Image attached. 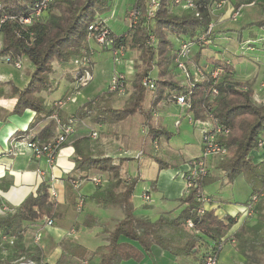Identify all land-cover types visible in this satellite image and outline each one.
Instances as JSON below:
<instances>
[{
    "label": "trees",
    "instance_id": "1",
    "mask_svg": "<svg viewBox=\"0 0 264 264\" xmlns=\"http://www.w3.org/2000/svg\"><path fill=\"white\" fill-rule=\"evenodd\" d=\"M210 1L194 0L195 12H198L196 16L191 10H185L180 14L174 13L170 10L169 0H161L153 18L146 20V17H142L141 24L134 28L127 26L128 28L121 34H116L100 16L110 9L109 0H53L43 15L29 24L21 23L18 16L28 14L35 0H0L2 43L0 55H8L10 64L22 58H26L32 64V70L28 71L27 81L22 87H17L10 80L0 82V97L4 93L2 85H8L10 88L8 97H14L8 115H21L25 109L34 111V116L27 127L17 129L11 137L45 143L56 137L60 125L67 124L69 119H72L75 132L67 141L74 149L72 158L74 166L70 171V178L82 179L88 176L90 170L106 174L108 185L105 188L96 186L87 197L97 206L119 208L123 214L107 231V242L94 249L61 239V255L55 264H62V257L66 255L88 260L91 264L140 261L145 255L150 254L153 243L172 255L191 258L197 261V264H202L208 254L219 255L222 237L236 222L233 216L224 214L219 217L212 209L198 212L197 208L202 205V201L197 200L195 190L190 189L177 199L185 206L174 216H159L154 221L139 217L134 213L135 207L132 202L138 178L125 181L120 175L123 161L130 158L121 157L122 160L116 162L110 156L93 153L90 148L87 130L91 124L115 123L135 114L142 116L148 137L169 138V132L165 127H156L151 123V118L157 104L163 99L173 100L171 97H175L172 96L174 94H181L189 99L193 117L199 119L209 102L212 85L217 88L218 94L213 100V113L222 124L230 128L229 134L221 139L228 149V155L216 166L222 171L221 184L232 183L237 176L242 175L249 184L251 193L264 189V162L254 163L250 157L251 151L258 149V143L264 136V102L257 104L252 100V80L230 78L234 70L229 61L224 62L210 56L209 60L211 58L214 63L211 65L201 56L200 48L205 45L199 44L198 40L206 31L210 20L207 12ZM135 4L142 5L141 0H137ZM94 21H103L109 34L115 37L113 47L122 45L128 50L137 51L139 61L133 66L132 90L129 100L120 107L112 105L111 97L114 93L102 91L68 115L53 103L46 104L40 93L53 87V78L50 75L55 70L54 62L62 69L73 70L82 56L89 58V50L92 48L90 43L97 45L93 31L89 29ZM254 24L264 28V18L243 24L238 29V39L241 30ZM169 34H175L179 42L191 44L190 56L201 60L204 66L196 65L203 66L208 71L204 81L190 86L172 79L168 66L176 56L173 50H177L178 45L168 38ZM150 35L154 37V41H150ZM214 37L215 35L210 34L211 42L208 45L214 42ZM262 39L264 40V35ZM193 47H197L198 51L193 52ZM173 66L175 67L174 64ZM154 68L156 77L152 78L150 72ZM215 68L223 70L216 79L210 75V71ZM66 75L67 78L70 76ZM146 77L152 78L154 89L150 90L143 84ZM147 97L149 104L145 106ZM54 115L58 117V121ZM155 160L159 168L164 166L170 168V165H166L160 158ZM215 179L206 175L201 188ZM155 185L156 183L152 184L153 189H156ZM57 206L58 202L50 195L49 184L41 181L35 193L30 192L16 207H11V211H4L0 215V237L13 236L14 245L20 252H24L23 240L26 230L35 228L44 217H58L60 213ZM188 219L192 222L191 227L187 225ZM80 224L86 228L105 226L100 218L91 214H85ZM165 228L178 232L176 240H170L160 233L159 230ZM242 228L240 226L230 236L240 239ZM0 264L7 263L0 258Z\"/></svg>",
    "mask_w": 264,
    "mask_h": 264
},
{
    "label": "rangeland",
    "instance_id": "2",
    "mask_svg": "<svg viewBox=\"0 0 264 264\" xmlns=\"http://www.w3.org/2000/svg\"><path fill=\"white\" fill-rule=\"evenodd\" d=\"M187 1L189 0H181L179 2H175L174 0H169L170 10L177 14H180L185 10H191L194 11L195 15L197 16L198 12H195L194 8L186 7ZM191 1L194 2V0ZM51 2L49 3V5L51 4ZM136 2L137 0H109V5L111 6L112 4L114 9H116V16L114 18H110L107 23V25L111 28L113 32H115L116 34H121L123 31H125L128 28L127 26L130 27L131 25H132L131 27L134 28L137 24L142 23L141 22L142 18L140 17L144 16L146 17V20L151 19L147 14L148 9H150L149 8L150 4L148 0H141L142 5L135 4ZM210 3L208 2L209 8L207 12L209 14L210 20L207 23V29L210 28L209 34L215 35V37H214V42L211 45H208L209 43H205L204 44L205 46L200 48L202 55H204L203 58H205L206 63L208 64L210 63L211 65H214V63L211 61V58L209 60L208 55L211 57L214 56L216 58L224 60V62L225 60L229 61L234 70V74H231L232 77L230 78L238 79V80H252L253 81L252 100L257 104L263 103L264 102V40L262 38L264 35V28L259 27L257 24H254L252 26H249L241 30L240 39H238L237 34H238V29H240V27L243 24L264 18V2L251 4L248 3L247 0L245 1L237 0L236 1L237 4L234 5L230 2V0H222L220 3L219 2L217 3V1L212 5ZM159 5L160 4L157 5L156 10H158ZM137 9L140 10L141 16L139 17L138 21L133 25L131 24V17L132 14L135 13L133 11ZM51 10L55 12L54 9ZM108 11L102 13V15L108 13ZM237 11H238V15L235 18L234 13ZM175 37H176L175 34L168 35V38L172 42H174L175 45H178L179 41ZM108 42L109 39L101 41V38H99L98 40H96L97 45L96 44L95 45L97 46V49L99 48V50H97L98 51L96 55L97 61L93 72L91 71V66L93 64L92 55L95 52L93 48L89 50V58L82 56L78 60L77 64L81 67L79 71L78 69H74L77 70L75 74H73L74 71L72 69H67V68L62 69L59 67L57 62H54L53 65L55 70L50 76L53 77V79L55 80L56 78L59 79V83H57L58 87H55L56 89H54V91L51 92L50 96L46 98V101H49L51 98H57L59 95H61V91H63L64 87L67 85L66 80H68V78L66 74H69L71 77L72 75H74L72 78L73 80H70V82H72L71 88L67 90V93L65 94L63 99L61 98V100H63L62 105L59 104L58 106L54 105L55 107L62 109L65 103L70 102L71 104H69L67 108H70V106L73 108L75 107V104L78 103V105L80 106L87 100L91 99L92 97L88 99L86 98L87 100L85 101L81 98L83 96L79 97L81 90L84 89L90 83L92 84L91 91H93L92 93L94 96L102 91H108L110 93H114L111 97L112 105L114 107H120L121 105L125 104L130 97V93L132 90L131 80L134 73V71L132 73H127L125 65L128 64L130 66L132 64V66H134V63L139 61L138 53L137 51L128 50V48H125L123 46V51H124L123 54L119 53L120 57H117L116 59L117 63H114L113 59L115 58L114 57L112 58V55H114L112 49L115 48L112 45L114 41L111 42L112 46L110 49L107 48L108 47L107 45L110 44ZM104 44L107 47L105 46L103 48L102 46H104ZM192 50L193 52L195 51L197 52L198 48L193 47ZM173 51L176 53V56L179 57V53H180L179 50L177 49ZM175 57H173V60ZM89 59L91 61L90 63H89ZM173 60L170 62L168 66V68L171 69L172 79L177 80L179 83L183 85L193 86L197 83L204 81L205 77L208 76L207 74H203L201 77L195 74L191 75L190 73L192 71L191 66L203 63L200 62L201 60H197L195 56L191 57L190 59H187L183 67L184 70L181 71L173 66L174 64L172 63L174 62ZM0 63L4 64L2 65L1 70L5 73V75H7V78L9 77L11 79L9 80L12 81V83L17 87L19 86V88L22 87V84L25 82L26 78L28 77V71L32 70V67H29L27 62L26 63L23 62L21 68L20 67L16 68L14 67L13 64L5 63L2 60H0ZM114 70H117V73H121L124 76V88L122 92L110 91L108 89L107 83ZM118 70H121V72H118ZM61 71L63 72V74H61L62 73ZM92 73L94 74V77ZM150 76L152 78L156 77V68H154L150 72ZM1 87L3 88L4 93L0 97V99L10 96L9 86L2 85ZM213 88L216 89L217 91L216 94H213L212 92ZM217 94H218L217 88L212 85L209 102L205 106L203 110V115H201L199 119L193 117V111L190 109L191 102L189 101V99L185 98V102L187 103L186 105H188L186 107L182 106V104L179 105L178 103H176V98L179 97L181 94L172 95L175 97H171L173 98V100L170 99V101L168 99L161 100L155 107L154 112L152 113L151 123L156 127H160V128L165 127V129L169 132V136H170L169 138H165L164 136H162L153 139L151 137H148L146 135L147 129L143 126L142 116L139 114H135L133 116L126 118L125 120L115 122L113 124L105 123L103 124L105 125L103 127L98 126L101 124L98 125L91 124V127L90 128L88 127L87 133L89 137H90L89 133L91 128L97 131V137L94 139L90 138V148L93 153L110 156L114 160L116 159L118 161L122 160L121 157L130 158L126 161H123L120 175L122 179H124L125 181H131L134 177L138 178V181L135 184V186L136 185L137 186L136 188H134V198H132L134 207L136 206L141 208L142 206L150 202V200H146L144 198L143 200L140 198L145 188H147L150 191L152 202L155 201V203L158 206H165V207L167 205L172 206L171 203L164 202L159 198V196L154 194L156 190L153 189L152 184L156 183L155 182L156 170L157 167H159V164L155 159L160 158L162 161L166 163V165H170L171 167V163L181 162L178 161L179 156H182L183 154H188L187 151H184V149H187L186 146L187 144L185 143H189L191 150L190 153H192L191 146L193 144L197 146L199 145V142L201 144L202 132L200 138H198L199 132L197 130L193 134L191 130V124L189 123L188 118L192 117V121L194 122L196 121L202 122V130L204 129L203 127H206L210 131L212 130V127L213 128L215 127L213 123L214 117L217 120V122L215 121L216 124L218 125L222 124L218 120V117L213 113L214 111L213 100ZM8 98H12L14 100V97H8ZM169 102L171 104H169ZM148 104L149 102L147 97L145 106H148ZM167 105H171V106L167 107ZM76 108H74V110ZM182 110L185 111V115H183L182 118L178 117L175 120L176 122L178 121L177 124H180L179 127H176L175 121H173V119L170 118L169 116L170 114H175L176 116H178L179 114H184ZM66 114L69 115L70 113H66ZM209 125H211L212 127L209 128ZM228 129H229L228 133H226L225 135H219V140L222 144L223 142L221 141V139L227 136L230 132L229 127ZM10 139L12 140L13 137H10ZM115 141L117 143H115ZM171 146H173L174 148L178 147V149H174ZM263 147H264V136H262L261 140L258 143V149L252 150L250 153L252 162H254L253 160L254 156H256L257 158L261 157L259 161L254 163H258L262 161L264 162V156H262L264 154L259 155ZM180 148L183 149L181 150ZM22 149L23 148L19 146V151H21ZM179 149L181 150L180 152ZM138 150L141 151V153L138 157H135V153ZM226 150L227 151L225 154L204 155L201 146V152L198 156L202 157V163L207 169L206 175L212 178L221 179L222 171L218 169L216 166L219 161H221L228 155V149L226 148ZM7 153L10 154L8 151ZM191 159L192 158L188 159L184 163L185 171L189 168L190 165L189 161ZM125 167H128L129 175L124 171ZM164 168H168V167L164 166ZM90 172L91 170L87 173V175H90ZM93 173L94 172H92L91 174ZM101 175L103 176L101 177L103 179L101 187L105 188L107 184V179H106L107 175L106 174H101ZM206 175L198 179L200 180V184H202V181ZM239 176H237L238 181H236L235 183L224 182L221 184L220 182V185L222 187L225 186V184H227L225 188L226 189L225 194H228L229 196L234 198L243 199L247 196V192L251 188L249 184L246 182L245 178L244 177L238 178ZM87 177L88 176L84 177V179H88ZM70 180H68L69 182L67 184L68 188L73 187V184L70 182ZM90 182L92 183L93 186H96L92 181ZM185 185L182 190V194L185 193V189H186ZM89 187L90 184L88 182H85L79 187V189L87 190ZM205 190H208V188L205 187ZM79 198L80 196L78 197V199ZM56 199L57 198L53 200L56 201ZM78 199L77 201L73 202V206L74 208H76L75 212L66 213L62 218L52 217L53 225L50 227L62 226L66 230V235L68 236L63 237L61 239H66V241H68L69 243L81 242L83 245H87L89 246V248L91 247V249H94L98 245L107 242V238H108L107 231L112 228L114 221L118 218L111 217L109 221L101 220L102 222L105 223V226H93L88 228H86L85 226H81L80 221L82 219V214L86 201L83 199L82 204L79 207ZM206 201L202 202L201 206L203 207V209H205L204 204L206 203ZM249 203H251L252 206L248 208ZM57 208L59 209V204ZM244 208H245V214L240 215L237 218V221L235 223L236 225L234 224L231 225L227 233L224 235L222 242L223 246L227 242L231 243L236 248L238 253L244 256L246 264H252V263L264 264V189L260 192L251 193L248 196V199L244 203ZM96 211L102 215L104 214L103 207L99 208ZM179 211L175 210V213L173 215L168 213L160 216L171 217L177 214ZM240 226L243 227L241 230L242 237L240 239L232 238L230 235L234 231H236ZM48 228L49 227H44L42 222H40V224H38L35 228L33 227L28 228L26 230L25 239L23 240L25 245L24 252H20V250L14 245V239H13V244H10L8 241L6 242L5 240L0 239V246H1L0 258L3 261H6L7 264H17L14 263V260L16 257L19 256H24L26 258L29 257L31 259L36 260V262H38L39 264H43L44 262L47 264H55L56 260L61 255V251L59 254L57 249V243H53V240L51 239L50 235L48 236V239L50 238V240H43L44 235L46 236L45 233H48ZM37 229L41 230L42 239H40V241L37 244H35L32 243V235L34 231ZM159 231L160 233L165 235L168 239L176 240V235L178 232H175L170 228L161 229ZM58 245L62 250L60 241L58 242ZM238 247H240V249ZM32 254H34V256H30ZM56 255H58V257ZM62 259H63L62 264H91V262L88 260H79L76 258L68 257L67 255L63 256ZM219 260H220V264H224L222 255H220ZM140 261H134V262H140Z\"/></svg>",
    "mask_w": 264,
    "mask_h": 264
},
{
    "label": "crops",
    "instance_id": "3",
    "mask_svg": "<svg viewBox=\"0 0 264 264\" xmlns=\"http://www.w3.org/2000/svg\"><path fill=\"white\" fill-rule=\"evenodd\" d=\"M100 16L101 18H103V20H105L108 23V20L110 18H114L116 16V9H114L113 5L111 4L108 13L104 15L100 14ZM90 46L95 50V52L92 55L93 64L91 66V71L93 72L96 66V61H97L96 55L98 53L97 50H99V48L97 49V46L92 42L90 43ZM203 56L204 55H202V57ZM208 57L210 56L208 55ZM23 62L25 63L27 62L29 67H32V64L26 58H22L20 60V64H21L20 68L22 67ZM2 65L4 64L0 63L1 82L10 79L9 77L7 78V75H5V73L1 70ZM80 67L81 66H79L78 64H75L76 69H80ZM125 68L127 73H132L134 69L132 64L130 66L128 64L125 65ZM74 69H73L74 71L73 74L77 72V70ZM61 74H63V72ZM92 75L94 77L93 73ZM73 76L74 75H72V77L69 76L68 80H66L67 85L64 87L63 91H61V95H59L57 98H51L49 101H46V98L50 96L51 92L54 91V89H56L55 87H58L57 83H59V79L57 78L56 80L53 79V87L50 90L42 91L40 93L43 96L45 103L52 104L54 101L63 98L64 95L67 93V90L71 88L72 82H70V80H73L72 79ZM27 78L25 82L27 81ZM25 82L22 84V86L25 84ZM91 86L92 84L90 83L84 89H82L79 97L83 96L81 98L85 101L88 98L94 97L92 93L93 91H91ZM13 101L14 100L12 98H8V97L0 99V215L4 213V211L2 210V207L4 205H8L10 207H16L30 192L35 193V190L41 181H46L49 184V186L53 185L57 189L58 194L56 197L57 198L56 201L59 204V209H58L60 213L58 216L59 218H62L66 213L75 212L76 208H74L73 202L77 201L79 196H82L83 199L86 201L84 205L82 219L85 214H91L92 216L99 217L102 221H109L111 217L118 219L121 218L123 214L119 208H114V207L103 208L104 209L103 215L96 211L101 207H98L97 204L93 203L87 197L96 189V186H93L90 180L84 178L78 179L79 181L78 186L70 187V188L67 187V184L69 183L68 180L71 179L70 171L74 166V162L72 160L74 149L71 144L66 143L63 146L61 151L57 154L55 164L53 165L47 164V162L43 157L35 158L25 148H23L15 155H10L7 153V148L12 147V144L15 141L21 142L22 140L26 139L20 137L19 138L13 137V139L11 140L10 139L11 135H13V133L17 129H25L29 121L34 116V111L30 109H25L21 115H17V114L8 115V111L11 108ZM69 104L71 103L70 102L65 103L62 107V110L66 113L73 112L74 108H76V106L77 107L79 106L77 103L75 104V107L72 108L70 106V108H67ZM169 104L171 103L169 102ZM170 106L171 105H167V107ZM182 111L184 114H179L178 116H176L175 114H170L169 117L172 118L173 121H175L178 117L182 118V116L185 115V111L184 110ZM177 122L175 121L176 127H179L180 124H177ZM189 123L191 124L192 133L194 134V132L197 130L199 132L198 138H200L202 132V122L200 121L194 122L191 119H189ZM98 126L103 127L105 125L101 124ZM115 143L117 142L115 141ZM185 144H187L186 145L187 149H184V151H187L188 154H183V155L180 154L182 156H179L178 161L181 162L171 163L170 168L157 167L156 170V185H155L156 191L154 192V194L159 196V198L164 202L171 203L173 207L171 205L170 206L167 205L166 207L158 206L155 203V201L152 202L151 193L147 188H145L142 193H147L149 195L150 202L142 206L141 208L135 206L134 213L139 217H144L150 221H154L160 215L163 214L165 215L169 213L173 215L175 213V210L179 211L185 206L184 203H181L180 201L177 200L181 196L182 190L185 185L184 163L190 158L197 157L201 152L200 142L198 146L194 144L191 146L192 153H190L191 150L189 143H185ZM171 147L174 148L173 146ZM183 148L180 149L182 150ZM174 149H178V147H175ZM180 149L179 152L181 151ZM261 152L259 153V155L264 154V147L263 149H261ZM253 158H254L253 159L254 162H257L260 160L261 157L257 158L256 156H254ZM117 161L118 160H116V162ZM124 171L128 174L129 171L128 167H125ZM92 172L94 173L91 174ZM91 176L103 177L100 173H97L93 170H91L90 175H88V177ZM242 177L243 176L240 175L238 178H242ZM106 179H107V184H106L107 186L109 180L108 178ZM236 181H238L237 178L232 183H235ZM85 182H88L90 184V187L87 190L79 189V187ZM220 182L221 179L216 178L215 180H212L211 182L203 186V193L207 197V201L204 204V208L207 210L212 209L215 212V214L218 215L219 217H222L224 214H229L233 216L237 221V218L240 215L245 214L244 203L248 199V196L251 194V189L247 192V196L245 198L238 199L231 197L228 194H225L226 192L225 188L227 184L221 187ZM205 187H207L208 190H205ZM132 198H134V191ZM140 198L143 199L142 194ZM235 223L234 225H236ZM45 234L46 236L44 235L43 240H50V238L48 239V236L50 235L51 239L53 240V243H57L58 253L60 254L61 248L58 245V242L61 240V238L68 236L66 235V230L62 226L61 227L54 226V227H49L48 233ZM79 243L82 244L81 242ZM83 246L87 247L88 249H91V247L89 248V246L87 245H83ZM220 255H222L224 264H246L244 256L238 253L236 248L229 242L225 243L224 246H222L221 251L219 253V258ZM56 256L58 257V255ZM138 263L139 264H197V261H194L191 258H183L172 255L167 251L163 250L159 245L152 244L151 254L145 256L140 262H134L133 260H127L121 262V264H138ZM252 264H259V263H252Z\"/></svg>",
    "mask_w": 264,
    "mask_h": 264
},
{
    "label": "built area",
    "instance_id": "4",
    "mask_svg": "<svg viewBox=\"0 0 264 264\" xmlns=\"http://www.w3.org/2000/svg\"><path fill=\"white\" fill-rule=\"evenodd\" d=\"M52 0H35L32 10L28 13V14H22L20 16H18V20L23 23V24H29L31 23L33 20H37L39 17H41L43 15V13L48 9V5ZM175 2H179L181 0H174ZM217 1V3L221 2L222 0H211L209 3L212 5ZM237 0H230V2L234 5H236ZM245 1V0H242ZM264 0H247L248 3L251 4H257L259 2H262ZM149 4H150V9H148L147 14L149 15L150 18H152L154 16V13L156 11L157 5L160 3V0H148ZM186 7H192L194 9H196V5L194 4L193 1L189 0L186 3ZM238 10V9H237ZM133 12H135L134 14H132L131 17V24H135L139 17L141 16V12L140 10H134ZM198 14V13H197ZM238 15V11L234 13V17L236 18ZM144 17V16H143ZM142 18V17H140ZM212 25V23H211ZM132 26V25H131ZM130 26V27H131ZM89 29H91L93 31L92 34H94V39L95 41L98 40L99 38H101V41L109 39L110 44H108L107 46L111 48L112 45H114L113 41L115 39L114 36H111L109 34V30L108 28L105 26V24L103 23V21H95L94 23H92V25L89 26ZM209 29L206 28V31L204 33H202L199 37V44H205V43H210L211 39H210V34H209ZM150 41H154V37L152 35L149 36ZM111 42L112 45H111ZM181 44V45H180ZM1 40H0V48H1ZM106 45L104 44V46H102L103 48ZM106 46V47H107ZM190 46L191 44L188 42H179L178 43V50H179V57L176 56L174 58V65L178 70H184V64L186 63L187 59H190L191 56L189 54L190 52ZM112 52L114 53V55H112V58L114 57L115 59H113L114 63H117V57H120V54H123V46L119 45V46H115L114 49H112ZM112 54V53H111ZM117 55V56H116ZM0 60L4 61L5 63H9L10 58L8 55H0ZM14 67L19 68L20 67V61H16L14 62ZM192 67V71L190 72L191 75H197V76H202L203 74H208V71L206 70L205 67L203 66H198V65H193ZM207 71V72H206ZM118 72H121L120 70H118ZM223 72L222 68H215L214 70L210 71V75L212 78H217L221 73ZM143 84L147 85L149 89H154L155 85L154 82L152 80L151 77H146L143 79ZM108 89L110 91H116V92H122L123 88H124V76L121 73H117V70H114L113 73L111 74L109 80H108ZM213 94H216L217 91L215 88H213L212 90ZM212 94V96H213ZM66 98V97H65ZM63 99V98H62ZM63 100L58 99L56 101L53 102V105H62ZM176 103H178L179 105L182 104V106L186 107L188 105H186L187 103L185 102V98L184 96L180 95L179 97L176 98ZM54 118L56 119V121H58V117L56 115H54ZM189 119L192 120V117H190ZM215 121L217 122L216 118H213V123L215 125V127L213 128L211 125H209V128L212 127V130H208L206 127H203L204 129L202 130V136H201V146H202V150H203V154L204 155H210V154H225L226 153V147L220 142L219 140V135H225L226 133H228L229 129L227 126L221 124L218 125L215 123ZM75 129H74V122L72 119H69V122L67 124L64 125H60L57 135L55 138L45 142V143H39L37 141H32V140H28V139H24L21 142L15 141L12 144V147L7 148V151L10 153V155H15L19 152V146L21 148H25L27 149L32 156H34L35 158H44L45 161L47 162V164L49 165H53L55 164L56 161V157L57 154L61 151V149L63 148L62 144L63 143H67L68 139L74 134ZM90 138H96L97 137V131L94 129H90ZM127 152V151H125ZM141 151H137L135 153V157H138L140 155ZM189 168L184 172V179H185V193H188L190 191V189H194L195 190V195H196V199L199 201H206L207 198L206 196L203 194L202 192V188H201V184H200V179L202 176L207 174V169L205 168V166L202 163V157L198 156V157H194L189 161ZM88 180L92 181L96 186H101L103 179L100 176H92V177H88ZM70 182L73 184V187L78 186V180L75 179H71ZM49 192L50 195L53 199H55L57 197V189L55 186L50 185L49 186ZM142 198L146 199V200H150V197L147 193H142ZM83 198L82 196H80V198L78 199V206L80 207L82 204ZM248 203V202H247ZM251 203L248 204V208L251 207ZM2 209L4 211H11L12 208L8 205H4L2 207ZM198 212H202L203 211V207L199 206L197 208ZM43 223L44 227H50L53 225V218L52 217H44L41 221ZM187 225L188 226H192V222L188 219L187 220ZM224 237V236H223ZM223 237H222V242H223ZM0 239L5 240L6 242L8 241L10 244H13V236H1ZM40 239H42V232L40 229H37L34 231L33 235H32V243L37 244ZM221 247L223 246V243H221L220 245ZM221 247L219 251H221ZM20 257V258H19ZM16 257L14 260V263L17 264H39L38 262H36V260L31 259L29 257H24V256H19ZM43 264H47V263H43ZM202 264H220V260H219V255L218 254H208L204 260Z\"/></svg>",
    "mask_w": 264,
    "mask_h": 264
}]
</instances>
